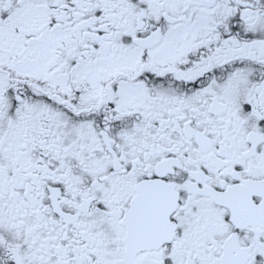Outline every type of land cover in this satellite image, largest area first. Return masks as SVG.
Masks as SVG:
<instances>
[{"label":"snow or ice","instance_id":"1","mask_svg":"<svg viewBox=\"0 0 264 264\" xmlns=\"http://www.w3.org/2000/svg\"><path fill=\"white\" fill-rule=\"evenodd\" d=\"M0 264H264V0H0Z\"/></svg>","mask_w":264,"mask_h":264}]
</instances>
